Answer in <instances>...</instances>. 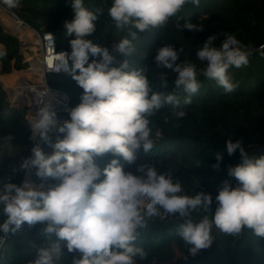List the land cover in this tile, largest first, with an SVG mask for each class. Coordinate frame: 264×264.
<instances>
[{"label":"clouds","instance_id":"9594fccd","mask_svg":"<svg viewBox=\"0 0 264 264\" xmlns=\"http://www.w3.org/2000/svg\"><path fill=\"white\" fill-rule=\"evenodd\" d=\"M200 3L111 0L108 6V0H102L90 10L84 0H71L74 17L63 22L66 35L74 37L69 40L71 51L57 54L53 70L70 73L83 90L80 102L62 122L47 105L30 114L27 123L32 136L39 135L53 151L45 154L34 145L32 155L22 159L19 169L13 167V174L35 169L42 181L52 178L56 183L37 188L25 180L0 186V247L24 225L39 224L43 243L33 245L35 255L29 264H61L67 253L74 254L71 264H137L148 256L136 243L142 231L154 218L174 219L177 214L184 223L176 234L193 257L213 245L214 229L234 237L250 230L264 238V155H249L241 139L226 141L229 156L240 153V162L227 167V176L236 184L223 180L214 198L203 191L187 193L167 170L158 173L154 166L140 164L139 174H134L121 163L120 158L135 163L141 149L145 154L152 152L162 135L153 118L162 108L172 106L171 116L177 120L187 115L184 106L198 94L199 77L214 81L225 93L239 87L229 69L246 67L252 50L232 33H226L218 46L217 36L210 35L197 50L199 63L187 58L183 46L177 50L172 43L155 49L151 72L149 65L136 67L130 60L147 56L134 29L162 27L175 17L178 30L203 31V24L180 15L186 5ZM0 4L15 9L21 0H0ZM104 13L118 32L127 33L109 46L87 38L97 31L96 22ZM5 54L0 50V57ZM119 55L125 59L113 67ZM170 73L174 79L168 91ZM150 74L161 90L154 89ZM50 131L55 132L54 139ZM106 154L112 158L101 168L96 158ZM214 159L212 167L218 170L223 153L215 152ZM61 242H66L67 253Z\"/></svg>","mask_w":264,"mask_h":264},{"label":"trees","instance_id":"16d2710c","mask_svg":"<svg viewBox=\"0 0 264 264\" xmlns=\"http://www.w3.org/2000/svg\"><path fill=\"white\" fill-rule=\"evenodd\" d=\"M110 2L108 0V6ZM84 3L87 8L94 10L101 5L102 0H84ZM7 9L39 32H53L58 48L71 51L69 40L74 37L67 36L63 27L65 20L71 21L74 17L71 0H21L18 8ZM180 15L190 18L193 23L203 24V31L178 30L175 17L162 27H150L144 32L134 29L137 31V43L147 56L130 58L133 66L147 64L150 72L154 70L151 59L155 49L163 43H172L177 50L183 46L187 58L195 61L197 50L210 35L217 36L218 46L225 39L226 33L235 34L252 50L249 63L240 69H229L233 82L239 84L232 93H225L214 81L199 77L201 88L192 98V103L184 106L187 113L184 118H172L170 105L162 108L153 118L162 135L156 140L152 152L145 154L142 149L139 150L133 164L120 159L126 171L139 174L136 173L137 166L148 164L154 166L158 173L166 170L170 172L187 193L194 195L195 192L203 191L212 194L214 198L223 180L229 179L233 186L236 184L234 178L227 176V167L240 162V153L237 150L234 155L229 156L226 150L227 140L235 142L241 139L249 155H264V0H201L198 7L186 5ZM183 22L179 21L181 25ZM96 24L97 31L87 37L95 44L109 46L110 41H118L127 35L115 29L107 13L101 15ZM0 50L6 53L0 57V73L16 79L23 71L12 72L22 69L26 62L22 63L19 38L6 30L1 21ZM124 59L122 55L117 56L112 66L118 67ZM183 59L182 55L180 60ZM55 75H59V83L55 87L68 92L72 106H76L83 90L70 74ZM149 78L154 89L161 90L159 82L151 74ZM172 79L174 74L170 73L168 91H171ZM3 84L11 94L14 93L15 99L22 98L29 88L25 79L16 84ZM3 84L0 82V186L9 181L22 183L26 170L13 174V167L19 169L18 159L22 161L31 156L34 146L31 128L27 123V106L12 103ZM183 95L181 93V99ZM10 135L12 140L9 139ZM49 135L55 138V135ZM39 146L45 154L53 151L44 140ZM215 152L223 153L224 157L218 170L212 167L216 163ZM111 158V154H106L97 157L96 163L103 168ZM32 171L36 184L42 183L46 188L56 183L52 178L42 181L35 175V169ZM2 220L3 217L0 216V222ZM182 223L184 219L179 214L174 219L154 218L150 221L149 227L142 231L141 237L136 241L138 246L147 251L148 256L144 261L138 260L137 264H264V238L256 237L250 230L234 237L214 229L213 245L193 257L176 234ZM40 228L39 224L32 228L24 225L16 234H10L0 247V264H29L35 255L33 245L43 243ZM61 244L67 253L66 242ZM73 255L67 253L61 264H71Z\"/></svg>","mask_w":264,"mask_h":264},{"label":"built area","instance_id":"2783aa9c","mask_svg":"<svg viewBox=\"0 0 264 264\" xmlns=\"http://www.w3.org/2000/svg\"><path fill=\"white\" fill-rule=\"evenodd\" d=\"M1 12L10 13L21 26L32 31L35 39L34 45L38 47V49L40 50L36 61L37 64L39 63L40 72L34 73V75H37V78L40 77L38 78L39 81H37V83H34L31 80H27V84L29 88L25 90L24 96L18 99L19 101L23 102L24 105H26L28 108L27 119L29 118L31 113L35 115V113L40 108L45 107L46 105L50 106V108L56 112V119L58 121L62 122L63 120L68 119L66 118L68 116V112L73 107L71 104V98L69 93L63 89L51 85L47 78L49 74H70L69 72L64 71L63 69H61L60 71L53 70L55 67L57 54L61 52H70V51L58 48L56 35L53 32L51 31L39 32L35 28L29 26L25 21L19 18L14 12L4 7L3 4H0V13ZM19 40H20V44H22L21 42H23V45L27 44V41L22 39ZM27 60L29 61L31 59H27ZM33 65L34 64H32V67H30L29 69H32ZM24 97H26L28 100L25 99ZM49 133L55 135L54 131H50ZM42 141L43 140L39 137V135L35 136L33 139L34 145L37 144L40 145ZM25 180L30 181L35 187H38V185L33 180L32 170L30 171L26 170L22 182H24Z\"/></svg>","mask_w":264,"mask_h":264},{"label":"rangeland","instance_id":"374dc122","mask_svg":"<svg viewBox=\"0 0 264 264\" xmlns=\"http://www.w3.org/2000/svg\"><path fill=\"white\" fill-rule=\"evenodd\" d=\"M0 21L2 22V24L4 25V27H5V29L6 30H9V28H7L6 27V25L4 24V22H3V17H10V18H12L13 20H15L14 18H13V16L10 14V13H3V12H1L0 13ZM16 21V20H15ZM17 22V21H16ZM25 28V27H24ZM14 32V31H13ZM18 37H19V39H22V40H25V41H27V44L26 45H23V42H21L22 44H20V47H21V52H22V54H24V59L22 60V63L25 61L26 62V64H23V68L22 69H20V70H14V72H16V71H27V72H24V74L23 75H19L16 79H12V78H10V81H11V83H13V84H16L17 82H19L20 80H22V79H25V80H31V81H33L34 83H37V81H39V79L38 78H40V77H38L37 78V75H34V74H29L28 72H29V68H30V66L32 67V64H34L35 65V63H36V61H37V57H38V53L40 52V50L38 49V47H36L35 45H34V34L32 33V31H30L29 29H27V32H26V34H19V33H17V32H14ZM32 56H33V58H32ZM27 59H31V60H27ZM22 73V72H21ZM48 81H49V83L51 84V85H57L58 83H59V75H55V74H49L48 75ZM0 80H2L1 78H0ZM8 91V93H9V95H10V99H11V102L12 103H16V104H19L20 106H22V105H24V103L23 102H21V101H19L18 99H15V97H14V93L13 94H11L10 92H9V90H7ZM25 99H27L26 97H24ZM28 100V99H27ZM19 101V102H18ZM66 118H69L68 116L66 117ZM16 160H17V158H15V162H16ZM21 161H19V159H18V163H20ZM38 188V187H37Z\"/></svg>","mask_w":264,"mask_h":264},{"label":"bare ground","instance_id":"6f19581e","mask_svg":"<svg viewBox=\"0 0 264 264\" xmlns=\"http://www.w3.org/2000/svg\"><path fill=\"white\" fill-rule=\"evenodd\" d=\"M3 22L7 28L11 29L14 32H17V33L22 34V35L26 34V32H27L26 28L21 26L18 22H16L15 20H13L10 17H3ZM35 72H40L39 63L37 64V62L35 63V65H33L32 69H29V73L34 74ZM1 76L7 80V81H5L6 83H11L9 77L3 76V75H1Z\"/></svg>","mask_w":264,"mask_h":264},{"label":"crops","instance_id":"0c3cea01","mask_svg":"<svg viewBox=\"0 0 264 264\" xmlns=\"http://www.w3.org/2000/svg\"><path fill=\"white\" fill-rule=\"evenodd\" d=\"M23 59H24V54H23ZM22 59V60H23ZM0 69H1V63H0ZM24 72H27V71H24L23 70V72H22V74L21 75H23L24 74ZM12 73H14V71L12 72ZM12 73H10V74H12ZM29 73V72H28ZM1 75H8V74H3V73H0ZM30 74V73H29ZM0 75V76H1ZM2 80H0V82L3 84V82H5V81H7L6 79H4V78H1ZM6 83V82H5ZM4 85V84H3ZM4 87H5V85H4ZM6 89H7V87H5ZM8 90V89H7ZM31 139L33 140L34 139V137L33 136H31ZM42 184V183H41ZM41 184H39L38 185V188L41 186ZM44 185V184H43Z\"/></svg>","mask_w":264,"mask_h":264},{"label":"water","instance_id":"95a60500","mask_svg":"<svg viewBox=\"0 0 264 264\" xmlns=\"http://www.w3.org/2000/svg\"><path fill=\"white\" fill-rule=\"evenodd\" d=\"M9 32H11L12 34H14L15 36H17L12 30H8ZM19 105V104H18Z\"/></svg>","mask_w":264,"mask_h":264}]
</instances>
